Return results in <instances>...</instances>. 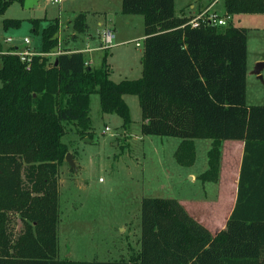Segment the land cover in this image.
I'll return each instance as SVG.
<instances>
[{"label": "trees", "instance_id": "obj_1", "mask_svg": "<svg viewBox=\"0 0 264 264\" xmlns=\"http://www.w3.org/2000/svg\"><path fill=\"white\" fill-rule=\"evenodd\" d=\"M16 2L25 0H0V14ZM225 8L228 16L264 14V0H225ZM122 13L145 18L139 79L116 82L106 60L94 68L71 49L52 61L47 54L60 46L59 20L44 29L41 54L31 62L13 51L0 56V264H264V136L248 138L249 132L264 135V106L245 101L247 30L232 22L192 28V19L176 15L175 0H123ZM86 18H75L77 33L87 31ZM21 22L6 19L4 28ZM33 25L39 33L40 20ZM94 94L102 112L120 116L125 129L132 124L125 96H138L143 134L181 139L175 155L181 166L195 164V140H212L204 183L219 180L223 143L245 141L238 198L223 230L213 234L177 199L144 198L137 256L59 258L60 170L70 150L66 124L75 125L81 138L92 137ZM14 216L23 224L18 234Z\"/></svg>", "mask_w": 264, "mask_h": 264}, {"label": "rangeland", "instance_id": "obj_2", "mask_svg": "<svg viewBox=\"0 0 264 264\" xmlns=\"http://www.w3.org/2000/svg\"><path fill=\"white\" fill-rule=\"evenodd\" d=\"M215 1L214 10L226 18L225 0H175L176 15L189 16L192 4L206 7ZM121 2L64 0L61 4H54L41 0L39 6L33 9H26L16 2L6 13L0 14V56L16 50L14 48L40 54L42 33L56 20L60 21L62 29L59 32L60 46L54 51L53 57L70 42L77 48H83L88 36L75 31V17L85 13L90 21L93 19L92 9L97 10L99 7L111 10L108 22L114 24L117 34L114 46L97 54V68L105 64L106 59L114 81L139 79L143 74L145 18L142 15H124ZM98 17L104 20V17ZM231 17V25L247 30L246 77L243 84L245 101L250 106H264V67L260 75L255 74L257 65L264 64V14ZM6 19L22 20L21 26L6 30ZM34 20H40L39 33L34 32ZM90 24H94L91 34L96 36L95 45L100 47L98 22L92 20ZM74 33L80 37L76 41ZM25 37L31 44L24 42ZM9 38L13 39V43H8ZM48 57L54 61V58ZM236 86L237 82H234L231 89L234 93ZM125 100L130 107V128H123L124 122L120 116L102 112L99 94L91 96V138H81L75 125L66 124L64 142L69 146V153L73 155L78 171L73 170L67 161L60 170L58 245L61 260L119 261L137 256L141 251L144 198L195 200L191 203L188 201L189 210L182 205L213 234H217L227 224V219L219 218L222 200H218V203L198 202L205 198L215 199L217 187L204 184L201 180H190V173L202 172L205 167L207 155L203 149L200 147L197 150L192 168L179 165L175 152L180 140L144 135L139 97L127 95ZM107 127L110 131L104 133ZM13 219V233L18 234L23 224L18 216Z\"/></svg>", "mask_w": 264, "mask_h": 264}, {"label": "crops", "instance_id": "obj_3", "mask_svg": "<svg viewBox=\"0 0 264 264\" xmlns=\"http://www.w3.org/2000/svg\"><path fill=\"white\" fill-rule=\"evenodd\" d=\"M121 3H123V0ZM215 5H216V1L213 2L210 6H206V7L202 6V5L195 6L194 4H192L190 7L191 8L190 15L185 16V17L193 19L195 16H198L200 13L207 10L208 8H210L212 6L214 8ZM23 6H24V4H23ZM35 7H37V6H35ZM35 7H33V8H35ZM33 8H30V9H33ZM109 11H111V10L103 9V8H99V7L97 10L92 9L93 19L91 18L90 21L93 20V22L94 21L98 22V26L100 27V30L97 31L98 32L97 35L100 36V42H101L100 47L99 46L97 47V45H95L96 36L91 34L92 26L94 27V24L91 25L90 21H89L90 18L88 19V17H87L86 19H87V23H88V28H87V31L85 32V34L88 37L84 42L85 46L83 48H77L76 46H74L75 44L70 42V43L66 44L65 48H61V51H58L56 55L58 56L60 53L64 52L66 49H71L73 51L83 52L86 56L87 61L89 62V65H91L94 68H97V66H96L97 59H98L97 54L104 50V49H101L102 38H103L104 32L107 29H113L115 31V34H117L115 26H113L114 24H111L112 23L111 21H110L111 23L108 22ZM100 14H102V15H100ZM98 16L104 17V20L100 19ZM60 25H61V23H60ZM61 29H62V27H61ZM26 38L27 37L24 38V42H25ZM73 38H74V41H76L80 37L78 34L74 33ZM60 40H61V36H60ZM14 49L17 50L19 48H14ZM87 49H91V50L87 51ZM37 54H39V53H37ZM54 55H55L54 52L47 54V56H50L51 58H54V60H55L57 58V56L53 57ZM262 136H264V135H261L260 133H257V132H253V133L249 132L248 133V138H251V139H262ZM179 140H180V142L178 144V147L180 146V144L182 142L181 139H179ZM194 143H195L196 153H197V150L200 149V147H201L203 149L204 154L207 155V160H206V164H205V167L202 170V172H193V173L189 174L190 180L192 182H196L197 180L200 181L201 180L200 176L202 174H204L209 169V152L213 147V141L212 140H205V142L203 140H195ZM245 146H246L245 141H240V140H227V141H225L222 145L221 167H220V176H219L218 182H216V183H212V182L204 183L203 182L204 184H212V185H215L217 187L218 191H217V193L216 192L214 193V194H216L214 197L216 199V201H215V199H212V200L209 199L208 200L207 198H205V200H199L198 202L201 203V202H208L209 201L212 203H218L217 202L218 200H222L223 208L221 209V213L219 215V218L221 217V218H225L228 220L230 218L233 210H234L235 205H236L237 198H238V188H239V181H240V176H241L242 163H243V159H244V155H245ZM191 168H192V166H191ZM179 201L184 206H186L187 210H189V208L187 206L188 201L191 203L195 200H184L181 198V199H179ZM228 205H229V207H227ZM225 227H226V225H225ZM223 229H221V230H223Z\"/></svg>", "mask_w": 264, "mask_h": 264}, {"label": "built area", "instance_id": "obj_4", "mask_svg": "<svg viewBox=\"0 0 264 264\" xmlns=\"http://www.w3.org/2000/svg\"><path fill=\"white\" fill-rule=\"evenodd\" d=\"M49 3L54 4H61L64 0H46ZM232 19L231 16H228L225 18L224 16L220 15L217 11L214 10V8L210 7L209 9L203 11L200 13L196 18L192 19L189 22V25L192 28H201L203 26H226L228 25L229 21ZM115 31L113 29H107L102 38V47L101 49L108 50L114 46V40H115ZM8 43H12L13 39L9 38ZM26 44H30L31 41L26 38L25 39ZM138 47L141 46V44H137ZM91 49H87V51H90ZM14 53H18L21 56L22 61L25 62H31V58L36 55L32 53L31 51H20L19 49L14 50ZM89 64V62H88ZM110 131V128L107 127L104 133ZM102 181V179H101Z\"/></svg>", "mask_w": 264, "mask_h": 264}, {"label": "water", "instance_id": "obj_5", "mask_svg": "<svg viewBox=\"0 0 264 264\" xmlns=\"http://www.w3.org/2000/svg\"><path fill=\"white\" fill-rule=\"evenodd\" d=\"M40 1H41V0H25V2H24V7H25L26 9L33 8V7H35V6H38V5L40 4ZM57 63H58V62H57ZM263 67H264V64H263V63H259V64L257 65L256 70H255V74L260 75V73H261ZM66 161H67V163L70 165V167H71L73 170L78 171V167H77V165H76V162H75L74 159H73V155H72V154L69 153V154L66 156Z\"/></svg>", "mask_w": 264, "mask_h": 264}]
</instances>
